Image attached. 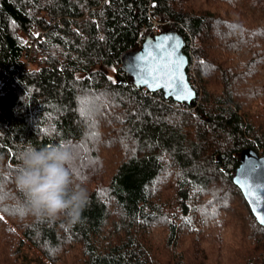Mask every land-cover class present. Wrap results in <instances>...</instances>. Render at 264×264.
I'll return each mask as SVG.
<instances>
[{"label":"trees","instance_id":"1","mask_svg":"<svg viewBox=\"0 0 264 264\" xmlns=\"http://www.w3.org/2000/svg\"><path fill=\"white\" fill-rule=\"evenodd\" d=\"M177 29L192 104L120 59ZM145 29V33H142ZM66 145L81 221L26 211L19 153ZM264 150V0H0V264H264L232 175Z\"/></svg>","mask_w":264,"mask_h":264},{"label":"water","instance_id":"2","mask_svg":"<svg viewBox=\"0 0 264 264\" xmlns=\"http://www.w3.org/2000/svg\"><path fill=\"white\" fill-rule=\"evenodd\" d=\"M184 43L177 29L148 33L136 51L122 55L120 66L131 76L135 87L161 91L166 98L190 105L196 91L186 72L188 56L183 51ZM232 181L240 189L256 221L264 225V150L259 153L251 147L244 148Z\"/></svg>","mask_w":264,"mask_h":264},{"label":"clouds","instance_id":"3","mask_svg":"<svg viewBox=\"0 0 264 264\" xmlns=\"http://www.w3.org/2000/svg\"><path fill=\"white\" fill-rule=\"evenodd\" d=\"M73 159L66 145L37 148L29 144L19 153L14 180L26 197L27 212L50 220L81 221L87 193L75 185L70 167Z\"/></svg>","mask_w":264,"mask_h":264},{"label":"rangeland","instance_id":"4","mask_svg":"<svg viewBox=\"0 0 264 264\" xmlns=\"http://www.w3.org/2000/svg\"><path fill=\"white\" fill-rule=\"evenodd\" d=\"M155 31L156 32H159L158 29H157V27H155ZM23 252L27 254L28 259L31 260V264H37V261H36L37 255L29 247L24 246L23 247Z\"/></svg>","mask_w":264,"mask_h":264},{"label":"snow or ice","instance_id":"5","mask_svg":"<svg viewBox=\"0 0 264 264\" xmlns=\"http://www.w3.org/2000/svg\"><path fill=\"white\" fill-rule=\"evenodd\" d=\"M152 74H153V73L150 71V72H149V75H152ZM154 78H157V79H158L159 77H154ZM249 195L251 196V195H253V193L250 191V192H249Z\"/></svg>","mask_w":264,"mask_h":264},{"label":"built area","instance_id":"6","mask_svg":"<svg viewBox=\"0 0 264 264\" xmlns=\"http://www.w3.org/2000/svg\"><path fill=\"white\" fill-rule=\"evenodd\" d=\"M142 33H145V29H143ZM144 35H145V34H144ZM144 35H143V37H144ZM141 42H142V40H141ZM141 42H140V44H141Z\"/></svg>","mask_w":264,"mask_h":264}]
</instances>
